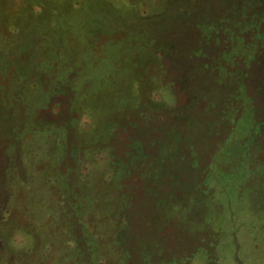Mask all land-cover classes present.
<instances>
[{"label":"rangeland","instance_id":"rangeland-1","mask_svg":"<svg viewBox=\"0 0 264 264\" xmlns=\"http://www.w3.org/2000/svg\"><path fill=\"white\" fill-rule=\"evenodd\" d=\"M0 264H264V0H0Z\"/></svg>","mask_w":264,"mask_h":264}]
</instances>
